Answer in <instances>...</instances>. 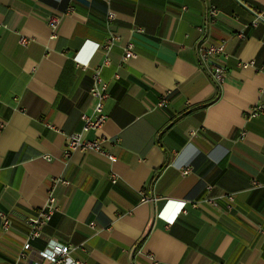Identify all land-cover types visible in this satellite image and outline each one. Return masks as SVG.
<instances>
[{
	"label": "crops",
	"instance_id": "0c3cea01",
	"mask_svg": "<svg viewBox=\"0 0 264 264\" xmlns=\"http://www.w3.org/2000/svg\"><path fill=\"white\" fill-rule=\"evenodd\" d=\"M128 42L135 55L123 59ZM199 43H224L219 86ZM105 57L107 119L84 138H103L116 159L65 157ZM167 90L165 106L152 107ZM254 104L264 105V0H0V210L11 222L3 232L0 220V264H32L16 262L25 220L50 195L58 209L36 249L51 239L84 264H264V113L244 117Z\"/></svg>",
	"mask_w": 264,
	"mask_h": 264
},
{
	"label": "built area",
	"instance_id": "2783aa9c",
	"mask_svg": "<svg viewBox=\"0 0 264 264\" xmlns=\"http://www.w3.org/2000/svg\"><path fill=\"white\" fill-rule=\"evenodd\" d=\"M72 11V7L68 6L66 8V13ZM217 14V9L215 7H210L208 11V15L213 18ZM255 18L252 21V25L255 24L259 19H261V14L255 12ZM113 13L112 11L107 12V19L112 20ZM48 25L54 31L60 22V18L58 16H51L47 20ZM244 34L241 32L239 36H243ZM117 36L113 33L110 34V37L106 40L104 44V48L108 52V50L113 46L116 41ZM29 42L28 38L25 36H20L19 43L21 45H26ZM85 43V42H84ZM84 43L81 48L76 52L74 59H79L78 55L80 50L82 49ZM99 47L98 43H95L90 51V55L93 54L96 49ZM134 44L133 42H128L126 49L124 50L123 59H127L135 55L133 50ZM197 53L198 59L203 69L208 72V75L212 79V81L217 85H221L227 76V68L224 65V62L228 59V54L224 50V43L220 44H208L202 45L199 43L197 45ZM82 67L88 66V60L83 59ZM109 64V58L105 57L104 62L101 66H98L94 69L91 76V86L89 89L90 94L95 98V103L93 106V110L90 114L82 113L80 115V119L82 122L81 129L78 131L71 132L67 135L65 147L63 149V155L65 157L69 156L71 151L80 150L84 151H94L104 157H106L110 162L115 161V156L105 150L102 146L103 138L97 137L94 139H85L84 134L89 131H97L102 124L106 121L107 115L105 114L103 107L104 101L108 97L107 83L101 77V68L105 65ZM239 67H244L246 62L239 61L237 63ZM170 93L167 90L152 107H163L167 101V96ZM264 113V105L263 104H254L250 106V108L244 113V117L246 119H250L252 117L258 116L259 114ZM2 124H0V128H2ZM245 133L242 132L240 134L241 137H244ZM183 173H188L189 168H184L182 170ZM111 182H115L116 177L114 175L110 176ZM207 189L210 188L208 185ZM227 198V209L233 207L234 202L231 195L226 196ZM142 200H147L146 196L142 197ZM213 203L211 198L204 199L200 202H191L192 207H197L199 203ZM179 208L176 210V213L185 212V202H179ZM57 204L54 198L50 195L48 198V202L46 205L40 209L35 216L29 217L25 220V223L28 226V231L24 236L22 245L20 250L16 256V262L19 260L25 259L30 260L32 264H39L42 260H47L51 263L60 264L70 262L71 264H84L82 261L74 260L70 257V246L66 244H62L56 242L54 240L48 239L46 240L44 246L40 249H36L33 247L32 243L41 236L43 227L51 220L53 213L57 210ZM162 211V210H161ZM161 211L157 214L158 216L161 214ZM0 220H1V228L2 231L5 232L11 226L10 219L6 215L5 212L0 210ZM91 225H93L91 223Z\"/></svg>",
	"mask_w": 264,
	"mask_h": 264
},
{
	"label": "trees",
	"instance_id": "16d2710c",
	"mask_svg": "<svg viewBox=\"0 0 264 264\" xmlns=\"http://www.w3.org/2000/svg\"><path fill=\"white\" fill-rule=\"evenodd\" d=\"M148 232H149V226H148L147 229L145 230V232H144L142 238L140 239V241H139L140 243H141L142 241H144V239H145L146 236L148 235Z\"/></svg>",
	"mask_w": 264,
	"mask_h": 264
},
{
	"label": "snow or ice",
	"instance_id": "6c2138e0",
	"mask_svg": "<svg viewBox=\"0 0 264 264\" xmlns=\"http://www.w3.org/2000/svg\"><path fill=\"white\" fill-rule=\"evenodd\" d=\"M176 208L178 209L179 208V205H177Z\"/></svg>",
	"mask_w": 264,
	"mask_h": 264
}]
</instances>
